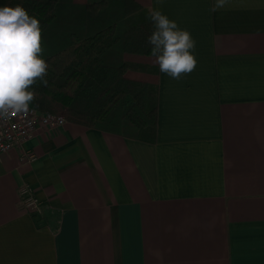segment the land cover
<instances>
[{"label":"crops","instance_id":"0c3cea01","mask_svg":"<svg viewBox=\"0 0 264 264\" xmlns=\"http://www.w3.org/2000/svg\"><path fill=\"white\" fill-rule=\"evenodd\" d=\"M132 1L191 33L196 67L125 55L157 69L154 143L66 122L0 154V264H264V0Z\"/></svg>","mask_w":264,"mask_h":264},{"label":"trees","instance_id":"16d2710c","mask_svg":"<svg viewBox=\"0 0 264 264\" xmlns=\"http://www.w3.org/2000/svg\"><path fill=\"white\" fill-rule=\"evenodd\" d=\"M16 4L40 21L41 56L49 64L47 85L33 86L30 108L154 143L157 87L140 76L157 69L125 60L151 57L149 13L132 0H0V7Z\"/></svg>","mask_w":264,"mask_h":264},{"label":"clouds","instance_id":"9594fccd","mask_svg":"<svg viewBox=\"0 0 264 264\" xmlns=\"http://www.w3.org/2000/svg\"><path fill=\"white\" fill-rule=\"evenodd\" d=\"M227 3L228 0H215L211 11L223 9ZM149 19L152 31L147 42L153 62L161 73L182 79L181 74L191 73L197 64L195 39L158 7L150 10ZM41 53L40 21L21 4L0 7V121L27 114L30 102L37 96L33 86L38 81L47 85L49 64Z\"/></svg>","mask_w":264,"mask_h":264},{"label":"built area","instance_id":"2783aa9c","mask_svg":"<svg viewBox=\"0 0 264 264\" xmlns=\"http://www.w3.org/2000/svg\"><path fill=\"white\" fill-rule=\"evenodd\" d=\"M27 114L10 116L6 121H0V154L20 148L37 129H56L65 125L66 121L59 116L43 114L30 108ZM25 163L35 162V157L27 155ZM19 207L30 215L41 213L42 205L28 186L19 190Z\"/></svg>","mask_w":264,"mask_h":264},{"label":"rangeland","instance_id":"374dc122","mask_svg":"<svg viewBox=\"0 0 264 264\" xmlns=\"http://www.w3.org/2000/svg\"><path fill=\"white\" fill-rule=\"evenodd\" d=\"M62 117V116H61ZM64 119V118H63ZM65 120V119H64ZM66 121V120H65Z\"/></svg>","mask_w":264,"mask_h":264}]
</instances>
